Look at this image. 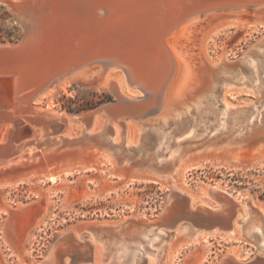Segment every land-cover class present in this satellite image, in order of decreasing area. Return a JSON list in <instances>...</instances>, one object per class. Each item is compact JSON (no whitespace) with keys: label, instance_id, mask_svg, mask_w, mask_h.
Listing matches in <instances>:
<instances>
[{"label":"rangeland","instance_id":"rangeland-1","mask_svg":"<svg viewBox=\"0 0 264 264\" xmlns=\"http://www.w3.org/2000/svg\"><path fill=\"white\" fill-rule=\"evenodd\" d=\"M20 1L0 0V51L3 50L1 45L13 46L25 38L27 23L30 20L29 15L24 14ZM227 14L221 12L196 19L187 27L175 46L191 70L193 81L186 87L196 83V74L200 72V67L209 63L212 65L211 81L215 85L213 92L198 104L199 108L184 110L185 114L177 119L172 118L163 123L155 120L157 113L148 116L144 119V129L138 131L139 137L132 145L130 141L125 142L123 137L112 139L113 137L108 135L110 130L101 129L99 132L97 126L94 128L98 130H93L88 119L82 124L60 119L52 122V125H42L32 117L25 123L17 122L11 133L15 134L13 139L16 145H21L18 154L24 155L22 160L28 164L17 168L31 165L37 168L29 178L20 181L18 177L12 181L0 179V264H46L51 246L56 242L58 235L69 227H72V231L77 228L78 236L82 234L83 238L78 242L73 240L61 245L71 246L60 253L67 259L66 264H95L93 246L103 245L107 248L110 236L117 239L115 236L122 234L138 235L145 227L144 221L160 216L171 192L170 186L176 181V184L183 185L189 194H193V198H198L200 202L204 200L203 204H198L200 207L209 203L217 204L208 189L220 185L234 196L237 195L250 212H253L252 209L257 211L258 208H264V149L244 147V150L255 151V154L245 151L237 156H234L236 152L223 150L194 154L188 157L182 167H186L183 177L182 169L180 176L171 177V165L160 161L168 154V145L174 146L177 138H184L188 131L194 128H197L196 135L184 139L181 144L182 147H192L193 152L201 150L207 143L214 142L215 145L231 138L236 141L235 134L240 132L242 138L239 141L243 140L244 143L250 137V142H253L264 136L258 134L264 131V107L261 109V122H247L249 112L254 109L249 101L260 99L264 105V63L257 68L258 77L249 71L248 64V58L260 63L264 61V20L260 23L261 20L258 21L257 17L264 18V6L250 12L251 15L246 14L240 18L246 22L243 26L236 25L237 21L233 16ZM1 64L4 62L0 60V66ZM226 64L231 70L223 69ZM9 67L13 66L4 64L0 67V72L11 79L14 74L4 72ZM91 72L69 79L62 84L64 87L60 85L56 89L52 97L30 100L32 105L36 104L35 106L40 108L39 113H33L31 116L44 115L48 111L53 113L52 108L65 115L87 113L116 102L118 97L104 81L105 76L97 73L98 71ZM256 82L260 85L257 86ZM227 85L230 89L223 92ZM222 98L237 108L230 111L232 115L228 121L230 124L233 121V124L227 130L219 131L217 127L220 111L224 110ZM260 104L261 102L257 103L258 106ZM240 115L243 116L242 120L238 119ZM60 122L65 126L59 128ZM4 125L12 127V124ZM117 125L121 131L122 124ZM4 134L6 131L2 132L1 137ZM87 142L100 147L109 146L112 150L106 152L102 148H94L95 152L90 153L89 157L81 162L53 170L50 166L47 168L45 163L48 157L75 153L80 145ZM163 147L164 150L160 151ZM4 149L0 151V155L6 154ZM50 149L56 150L54 154ZM48 153L52 155H47ZM29 156L31 158L28 160ZM141 165L153 167L163 175L167 174L168 182L165 183L162 179L128 183L124 182L127 181L126 178L121 180L114 173L116 168L125 166L128 170H133ZM5 168L7 167L0 171V175L12 172L8 171L10 168ZM180 201L178 209L184 211L188 205L187 196ZM193 205L192 209L197 203L194 202ZM189 220L191 222L182 219L175 225H164L165 236L161 238L163 241L161 240L160 246L143 244L146 254L142 255L143 264H150L151 259L158 260V264H220L226 254L233 250L237 251L238 261L244 262L242 264H258L257 258L264 257L263 249L258 246V238L254 233L250 235L248 230L244 231L246 225L238 236L221 233L218 229L213 232L204 231L203 225L199 223L201 218L196 215ZM258 221L264 224L261 216L249 220L254 226ZM204 222L206 221L202 223ZM183 225L191 227V231H202L208 238L205 240L181 237ZM154 231L161 232L157 229ZM113 251L108 249L107 253L102 254V264H111L109 261L113 255L110 254Z\"/></svg>","mask_w":264,"mask_h":264},{"label":"bare ground","instance_id":"bare-ground-1","mask_svg":"<svg viewBox=\"0 0 264 264\" xmlns=\"http://www.w3.org/2000/svg\"><path fill=\"white\" fill-rule=\"evenodd\" d=\"M19 4L23 6L24 14L29 15L30 21L28 20L23 41L14 46L1 45L3 50L0 51V60L7 66H13L4 72H10L14 76L11 79L3 74L0 76V144L9 138L12 140L15 136L11 133L13 127L4 125L6 123L5 114H7L11 119L10 122L15 124L19 121L25 123L31 117L37 119L42 125H49L60 119L82 124L85 122L84 118H87L91 128L97 126L100 129L99 132L101 129L110 130L108 135L110 134L112 139L123 137L125 142L130 141L129 143L132 145L139 137L138 131L144 129V119L148 116L157 113L155 120L163 123L172 118L177 119L183 113L185 114L184 110L191 107L199 108L198 104L213 92L215 85L211 81L212 65L209 63H204L200 67V72L195 73L197 75L196 83L186 87L190 81H193L191 70L175 46L187 27L202 16L221 12L228 13L227 16H233L237 21L236 25L243 26L246 22L244 23L240 18L263 7L264 0H21ZM257 17L258 21L261 20L260 23H262L264 18ZM262 63L264 61L260 63L258 60L248 58L249 71L257 76V68ZM3 65L1 64L2 67ZM227 68L231 70L229 65L223 66L224 70ZM91 71H98L97 73L100 72L105 76V78L103 77L104 81L118 97L116 102L100 106L99 110L101 111L92 110L87 113L65 115L52 108L53 113L48 111L44 115L31 116L33 113H39L40 108L36 107V104L32 105L30 100H36L37 97H52L60 85L63 86V83L69 79ZM241 77L244 78V76ZM259 85L257 83V86ZM226 89H230V87L227 85L222 91L224 92ZM223 100L221 102L224 110L220 111L217 127L219 131L227 130L233 124V121L231 124L228 121L232 115H230V111L237 108L225 98ZM259 102L261 104L258 106ZM249 104L254 109L249 112L247 122L250 124L261 122L263 101L260 99L250 100ZM238 119L242 120L243 116L240 115ZM117 124H122L121 131L116 127ZM58 125H60L59 128L65 126L61 122ZM196 129L188 131L182 139L177 138L174 146L168 145V154L160 160L171 165L170 173L173 178L177 175L180 176L179 172L188 157L194 154L223 150L236 152L234 156H237L245 151L250 152L244 150V147L264 149V136L258 137L253 142H250V137L244 143L243 140L239 141L242 138L240 132L235 134L236 141L231 138L215 145H213L214 142L207 143L202 146L201 150L193 152L192 147H182L181 144L184 139L193 138L196 135ZM93 130L98 129L94 128ZM3 131H6V134L1 137ZM214 133L217 132L214 131ZM258 134L264 135V131ZM114 145L116 146V144ZM94 148H102L106 152L112 150L109 146L100 147L87 142V144L80 145L75 153H70L69 160L60 163L57 162L60 158L52 155L56 150L50 149L52 154L48 153L47 155L52 156L48 157L46 161L47 168L50 166L53 170L81 162L89 157L90 153L95 152ZM162 150L164 147L160 151ZM250 153L255 154V151ZM22 158L24 155L20 153L16 157L0 158V166L4 165L0 168L13 167L16 163H26ZM30 158L29 156L28 160ZM53 164L57 166L53 167ZM185 168L182 169V177ZM29 171L27 170V176L24 178H29L34 172L30 173ZM114 173L121 180L126 178L127 181L124 180V182L128 183L136 180L162 179L167 183L169 180L167 174L163 175L153 167L142 165L133 170H128L123 166L119 169L116 168ZM176 182L170 186L169 203L173 199L183 198L186 195L189 207H194V202L197 205L203 204L204 200L200 202L197 200L198 198H193V194H189L186 188L182 187L183 185L176 184ZM208 191L216 201L221 202L229 212H232L228 234L239 236L246 225L247 228L244 231L248 230L250 235L254 233V236L259 240L258 246L264 251V224L258 221V224L254 226L249 222L250 219L259 216L264 221V208H258L257 211L252 209L253 212H250L251 210L246 204H242L237 196L229 193L220 185L212 186ZM230 206H234L232 210ZM201 208L214 210L217 208V204H204ZM165 215L164 212L156 219L144 221L143 227H145L140 233L138 232V235L122 234L115 236L117 239L110 236L107 240L109 246H105L107 248H104L103 245L93 246L94 263L102 264V254L107 253L108 249H113V253L110 254L113 257L109 261L111 264H143L142 255H146L143 251V244L150 243L153 247L159 244L160 246L161 238L165 236V227H163ZM188 228L189 226L183 225L181 237L205 240L208 238V236H204L205 234L203 235L202 231H193V229L191 231V227L189 230ZM156 229L161 232L154 231ZM72 232L74 241L78 242L80 238H83L82 234L78 236L77 229ZM68 239L65 238L63 242L59 241V244L51 246L46 264L67 263L60 254L64 251L59 246L64 242L67 243ZM228 255L238 261L237 251H229ZM231 263V260L228 259L224 264ZM150 264H158V260L151 259Z\"/></svg>","mask_w":264,"mask_h":264},{"label":"water","instance_id":"water-1","mask_svg":"<svg viewBox=\"0 0 264 264\" xmlns=\"http://www.w3.org/2000/svg\"><path fill=\"white\" fill-rule=\"evenodd\" d=\"M259 1H261V0H259ZM17 44H13V46L17 45ZM5 74H7V73H5ZM0 75H2L1 72H0ZM99 109L100 108L98 107V108H96L94 110H99ZM99 111H101V110H99ZM5 115H6L5 116L6 123L12 124V127L17 125L14 122H10L11 119L9 117H7V114H5ZM84 119L86 120L87 118H84ZM11 142H13L12 143L13 144L12 147L10 146ZM20 147H21V145H16L15 139H13V138H12V140L9 139L7 141H4V143L2 142L0 144V151L3 148H5L4 150L6 151V154L0 155V158L10 157V156L16 157ZM55 157L56 158H60V159L57 160V162L65 163L67 160H69L71 158V154L70 153H66V154L64 153L62 155L55 156ZM20 165H28V164L24 163V164H19V165L13 166V167H7V168L11 169V170H8V171H12V172H9V173L6 172V173L0 175V179H3L4 181L5 180L6 181L7 180L8 181H12L15 177H18V180L20 181V180L24 179L25 176H27L26 175V173H28L27 170H30L29 172L31 173V172L35 171V169L37 168V166H34V165L27 166L25 168H17ZM55 166H57V165L53 164V167H55ZM7 168H5V169H7ZM40 168H42V167H40ZM13 170H14V172H13ZM0 171H3V168ZM11 177H13V178L11 179ZM4 178H7V179H4ZM170 194H171V192H170ZM235 196H237V195H235ZM183 198L173 199L170 203H169L168 198H167V202H166L165 208L163 209L162 213L160 214V216L164 212L166 214L165 217H163V223L165 225H170V224L175 225L177 222H179L182 219H184L185 222H191L189 220V218L192 219L193 216L196 215L197 217L201 218V221H199V223H201V225H203L202 229L204 231L213 232L214 230L218 229V230H220L221 233H224V234L228 233V230L231 227V220L230 219H231V216H232V212H229L227 210V207L224 206L221 202L216 201L217 208L214 209V210H211V209L204 210L199 205H196L195 208L192 209L191 207H189V202H188V205H187V207H185V210L181 211L180 209H178V207L181 205V204H179V203H181L180 199L182 200ZM230 207H231V210H232V208L234 206H230ZM186 209H187V211H186ZM203 221H206V222L202 223ZM192 224H194V223H192ZM70 228H72V227L64 229L61 232L62 234L60 233L58 235L57 240L54 243V245L55 244H59V241L63 242L64 241L63 239H65V238H69V239H68L67 243L66 242L62 243L63 245L68 244L70 241L74 240L72 238L73 237L72 236L73 232H72V230ZM62 244H60L59 247L62 248L63 251H65L66 248H71V246H68V247L61 246ZM63 259H66V258L64 257ZM228 259L231 260V262H232L231 264H242V263H244V262H239V261L233 259L232 256L228 255V253H227L226 256L221 260L220 264H224L226 262V260H228ZM257 259L256 260L258 261V264H264V257H260V258H257Z\"/></svg>","mask_w":264,"mask_h":264}]
</instances>
